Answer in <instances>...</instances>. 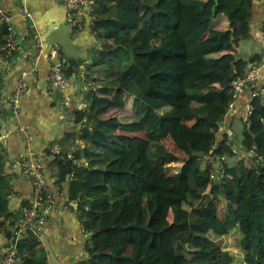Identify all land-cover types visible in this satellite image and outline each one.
Here are the masks:
<instances>
[{
  "label": "trees",
  "instance_id": "1",
  "mask_svg": "<svg viewBox=\"0 0 264 264\" xmlns=\"http://www.w3.org/2000/svg\"><path fill=\"white\" fill-rule=\"evenodd\" d=\"M214 5L94 0L89 31L98 51L91 60L61 62L66 81L84 65L91 83L84 92L90 106H73L74 128L55 142L60 151L49 164L51 192L61 195L67 185V204H77L71 210L91 233V255L79 264H264V106L261 96L252 97L255 86L236 98L229 88L249 65L263 61L256 54L246 60L238 51L241 41L253 37L254 0ZM4 40L0 24V48ZM198 60L206 64H191ZM6 104L0 102L1 118L8 115ZM112 112L121 118L108 116ZM235 118L243 126L242 153L233 143L234 130H220L222 121L229 127ZM123 120L142 130L137 156L123 151ZM98 142L122 149L107 150ZM7 163L0 150L2 253L15 243L12 228L30 204L22 200L12 210ZM170 165L175 181L159 174ZM89 175L100 181L90 182ZM16 246L15 264H49L35 234L26 232Z\"/></svg>",
  "mask_w": 264,
  "mask_h": 264
},
{
  "label": "crops",
  "instance_id": "2",
  "mask_svg": "<svg viewBox=\"0 0 264 264\" xmlns=\"http://www.w3.org/2000/svg\"><path fill=\"white\" fill-rule=\"evenodd\" d=\"M20 6H23L31 14V21L25 22L20 18L18 14ZM0 7L12 15L17 40V48L11 64L0 76V96L4 97L5 100L9 98L19 79L20 72L29 70L33 65L32 62L38 54V48L44 53L37 59L35 72L28 75L26 79L28 93L21 100V113L14 117L8 112L5 117H0V128L9 132L3 151L10 161L16 159L24 146L28 145L35 158L41 163L48 185L52 188V182L55 181V178L49 172V164L53 160L51 152L56 146L55 142L62 139L65 133L72 131L74 126L60 105L58 93L50 92L48 88L52 62L47 59V53L52 46H59L62 51V61H87L91 60L89 57L98 51V46L89 30L74 31L69 26L61 0H0ZM263 25L264 0H254V17L250 21V32L253 37L240 42L238 51L242 58L247 60L256 54L260 55L262 62H264V34L260 31ZM260 36H262L261 41L257 39ZM207 46L209 45H203V47ZM191 64L200 68L206 64V61L198 60L191 62ZM84 70V65L79 66L67 81V92L72 98L73 106L80 110L90 106L88 102L84 101V92L91 86V83L85 79ZM261 75H264V70H262ZM243 96L244 93L241 94V98ZM182 114L187 123L194 121L193 118L189 117L186 109L183 108ZM108 116L118 117L120 115L112 112ZM233 116H236L235 113ZM129 119L131 120V118ZM238 120L237 118L234 121L231 120L229 126L231 130L239 124ZM16 123L27 128L28 139L14 129ZM121 124L118 134L122 137L123 151L127 155L131 153L133 156L139 155L138 149L141 147L139 139L142 138L141 128L136 125L129 126L131 124L129 120H123ZM229 127L224 124L226 132ZM130 139L133 140V144L129 146L131 152L128 150ZM98 144L107 150L120 151L122 149L121 146L110 143L98 142ZM127 150L128 152H126ZM175 153L179 157H183L181 152L176 151ZM161 170H159V174L162 176ZM5 175L10 179L15 191V196L11 198V207L15 211L19 209L22 200L31 199L32 186L27 178L20 173L12 177L5 170ZM162 177L175 181L174 176L163 175ZM88 180L93 183L100 181L99 177L92 175L88 176ZM66 192L67 185L61 195L53 190L54 202L58 205L66 204ZM69 204L72 208L71 204L74 203ZM46 217V223L40 231L38 240L40 247L46 252L48 263L79 264L86 262L91 255L92 242L89 240L91 233L83 230L76 213L59 209L57 212L49 211ZM1 246L2 240L0 239Z\"/></svg>",
  "mask_w": 264,
  "mask_h": 264
},
{
  "label": "built area",
  "instance_id": "3",
  "mask_svg": "<svg viewBox=\"0 0 264 264\" xmlns=\"http://www.w3.org/2000/svg\"><path fill=\"white\" fill-rule=\"evenodd\" d=\"M65 12L66 20L69 26L74 31H81L84 29L90 30L93 25L94 16V0H61ZM20 18L25 22L31 21V14L23 7L18 8ZM0 24L5 30V40L0 48V76L5 73L11 64V60L17 48L16 29L13 22L12 15L0 7ZM264 34V25L263 28ZM262 40V36L257 38ZM61 48L59 46H52L47 53V59L52 62V67L49 73V90L50 92H57L59 102L62 108L66 111L68 120L73 122L74 115L72 114L73 103L72 98L68 94V83L65 79L64 73L60 68L61 62ZM43 51L38 48V54L32 62L29 70L20 72L19 79L12 90L11 95L7 100L0 96V102H6L7 108L12 116L17 117L21 113V100L28 93V85L26 79L28 75L35 72V64L40 56H43ZM264 70V62H257L248 66L247 71L243 76L233 79L229 83V88L232 91L234 98L238 97L249 86H255L256 91L252 97L261 96L260 103L264 106V75H261ZM233 105H230V110ZM14 129L22 133L27 139V128L19 123H16ZM9 132L0 128V150H4L5 142L8 138ZM60 148L56 145L52 150V156L59 154ZM70 158V156L68 155ZM223 159V158H222ZM5 170L10 176L18 173L27 178L32 186V197L30 199L29 207L23 211L21 221L17 222L13 228V235L15 243L10 248H7L2 253L0 251V264H15L16 254L18 252L16 242L26 234L31 232L39 236L41 229L46 223V215L49 211L57 212L59 209L72 211L70 204L58 205L53 200V194L50 190L48 182L44 177L41 163L35 158L34 153L30 150L29 146H24L21 154L13 160L8 161ZM73 175H70L71 179ZM10 198V197H9Z\"/></svg>",
  "mask_w": 264,
  "mask_h": 264
},
{
  "label": "rangeland",
  "instance_id": "4",
  "mask_svg": "<svg viewBox=\"0 0 264 264\" xmlns=\"http://www.w3.org/2000/svg\"><path fill=\"white\" fill-rule=\"evenodd\" d=\"M127 11V13H129V14H131L132 12L130 11V10H126ZM230 128V127H229ZM233 128V127H232ZM225 128H224V121H222V125H220V130H224ZM243 129V126L241 125V126H237L236 125V127H235V129H233L234 131V133L231 135L232 136V138H233V143H234V145L236 146V148H237V151H238V153H242L243 151L241 150V148H240V146H239V143H240V133H241V130ZM228 130V129H227ZM230 130H231V128H230ZM167 144H170L169 142H167ZM171 151H172V149H171ZM248 166H250L249 164H248ZM177 170V169H176ZM161 172H162V176L164 175V176H174L175 177V179H176V174H177V171H175V168H173V166H169V167H163L162 168V170H161ZM176 172V173H175ZM208 177L209 178H211V175H209L208 174ZM165 180H167V179H165ZM172 180V179H171ZM166 182V184H169V186H172L173 184H172V182H169V181H165ZM125 232H122V237H126L127 235H125L124 234ZM219 244L222 246L223 245V243L222 242H219ZM231 249H233L236 253H237V248L235 247V246H233V248H231ZM132 249L130 248V249H127V253L128 254H130L132 251H131ZM178 264H182V260L180 259L179 261H178Z\"/></svg>",
  "mask_w": 264,
  "mask_h": 264
},
{
  "label": "water",
  "instance_id": "5",
  "mask_svg": "<svg viewBox=\"0 0 264 264\" xmlns=\"http://www.w3.org/2000/svg\"><path fill=\"white\" fill-rule=\"evenodd\" d=\"M217 6V0H215V5H214V8ZM72 208L73 209H76L77 208V204L74 203V204H71Z\"/></svg>",
  "mask_w": 264,
  "mask_h": 264
}]
</instances>
